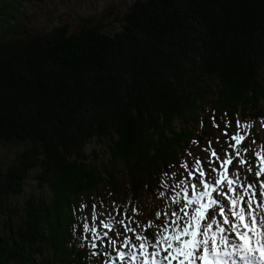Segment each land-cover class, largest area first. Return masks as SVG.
I'll return each mask as SVG.
<instances>
[{
  "label": "trees",
  "instance_id": "16d2710c",
  "mask_svg": "<svg viewBox=\"0 0 264 264\" xmlns=\"http://www.w3.org/2000/svg\"><path fill=\"white\" fill-rule=\"evenodd\" d=\"M24 1L0 0V148L23 146L0 161V264H86L75 202L104 181L117 191L86 143L107 137L108 164L138 194L196 136L207 95L219 116L259 118L264 0H135L115 32L63 25L6 39Z\"/></svg>",
  "mask_w": 264,
  "mask_h": 264
},
{
  "label": "rangeland",
  "instance_id": "374dc122",
  "mask_svg": "<svg viewBox=\"0 0 264 264\" xmlns=\"http://www.w3.org/2000/svg\"><path fill=\"white\" fill-rule=\"evenodd\" d=\"M134 2L135 0H42L41 2L27 0L18 5V14H15V21L19 20L18 28L16 27L9 33L6 39L33 36L63 25L69 34L77 32L81 26L103 27L107 32H115L120 27L123 15L129 11ZM260 79L264 83V67L260 73ZM204 81L208 86L215 89L216 79L213 75H207ZM207 96L208 98L202 103L198 101L199 104H196L198 113L194 117L197 118V123H194L196 136L181 152L179 151L176 162L168 167L167 172L161 176L157 187L150 192L132 193L123 165L120 162L112 166L108 164L106 151L109 140L107 137L92 138L86 143L83 153L87 156V161L96 165L106 179V172L113 168L116 171L117 189L115 191L110 184L104 181L94 190L79 196L75 202L74 216L77 221L75 230L78 234V245L86 251V264H131L128 257H125L123 261L119 259L118 254L120 252L127 253L131 248V246L129 248L123 247V241L125 237L132 239L133 243L135 241V245L137 242L139 244L140 241L135 240L132 232H125V225L132 227L136 233L142 236H151L152 239H155V234L161 230L162 226L174 219L171 216L172 212H176L183 219L187 218L180 211L182 207L190 215L194 214L195 207L189 208L181 200L183 197L182 186L174 187V185L178 177L184 179L188 185L198 183V180L186 179L188 174L181 165L184 163L191 165L196 158H200L205 173L207 171L212 173V176L206 173L205 177L208 180L214 178L216 172L213 169L219 168L222 161L215 162L213 165L209 164L212 161L214 162L212 152H216L220 160L227 158L230 145L234 144L231 136L238 131L237 121L248 123L247 118L238 120L233 117H226L224 113L219 116L212 109L210 103L212 96ZM259 116L260 118L251 124L252 127L244 133L245 139L239 146L243 156L236 157L234 160L237 166L240 165L239 160L248 159L247 152L251 153L249 154L250 161H246V164L249 165L251 162L252 165L258 162L257 158L259 157L256 153L262 155L264 153V110L260 112ZM175 124L179 125L177 122ZM226 124L229 127L226 128ZM214 125H218V127ZM225 132H227V135H225ZM22 147V145L12 144L0 148V161L6 164L10 163L17 153L22 151ZM231 149L234 150L233 147ZM244 149H247V151ZM233 165L235 164L233 163ZM243 168V166H239L238 170L243 171L246 177H250V182H254L252 176L247 174ZM231 172L234 176H237L236 169ZM246 180L248 181V179ZM32 190L34 191L35 188L33 183H30L25 188L26 195ZM161 192L164 193L163 196ZM177 192H181V196L179 202L174 203L173 198L176 197ZM217 196L221 198L219 193ZM212 198L216 201L220 200L215 194ZM94 205L97 213L95 220L92 219ZM215 208L220 209L221 203L216 204ZM189 209H192V211L190 212ZM85 218H87L90 227L96 226L99 238L93 237L91 233L84 231ZM113 219L116 222L112 223L111 231L105 229L101 224L102 220L108 222ZM119 221H123V224ZM117 234H119L117 243L112 245L109 241L110 239H117ZM93 244L96 247H93Z\"/></svg>",
  "mask_w": 264,
  "mask_h": 264
},
{
  "label": "snow or ice",
  "instance_id": "6c2138e0",
  "mask_svg": "<svg viewBox=\"0 0 264 264\" xmlns=\"http://www.w3.org/2000/svg\"><path fill=\"white\" fill-rule=\"evenodd\" d=\"M214 126L218 127V125ZM225 127L227 128L229 125L226 124ZM251 127L250 123L237 121L238 131L231 136L234 144L230 145L234 148L237 157L240 155L239 146L245 139L244 133ZM244 150L247 151V149ZM256 155L261 160L259 171L255 172V176L259 178L264 175V155L261 153H256ZM212 157L218 158L217 153L212 152ZM239 163L243 165L245 161L239 160ZM229 166L235 167L231 156L222 160L220 167L223 171L215 180V186L210 187L204 179L205 169L201 166L200 158H196L191 165L182 164L181 167L188 174L186 179L198 180V183L188 185L184 179L178 177L174 187L182 186L181 192L186 202L185 206L197 205L194 214L190 215L183 207L180 211L187 219L172 212L171 216L174 219L162 226L161 230L155 234V239H152L151 236H142L136 233L132 227L125 225V232H132L135 240L140 243L137 246L132 239L125 237L122 246L125 248L131 246V248L128 253L120 252L119 259L123 261L127 255L131 264H137V262L139 264H237V260L239 264H264V182L259 185V195L255 190L254 182H249L243 192L238 194L237 189L240 185L236 183V180L228 178ZM248 171L252 172V169L249 168ZM239 176L240 174L237 173V180H239ZM234 184L236 187H233ZM200 185L203 186V190L198 191ZM225 185L227 192L231 194L228 199L231 203L232 217L230 220L223 209H219V215L223 217V225L228 226L240 241L239 243L230 241L225 235V227H222L215 219L217 201L212 198V194ZM189 186L192 190L191 197L194 198L189 196ZM181 192H177L176 197L173 198L174 203L179 202ZM161 195L163 196L164 193L161 192ZM205 200H207L206 203ZM93 208L92 219L95 220L97 218L95 205ZM157 215L159 216V213ZM113 222L116 221L114 219L108 222L102 220L101 224L105 229L111 231ZM119 223L123 224V221H119ZM214 225L215 231H213ZM83 228L85 232L99 238L96 226L90 227L87 218H85ZM105 235L107 234L105 233ZM118 238L119 234H117V239H110L109 242L115 245ZM92 246L96 247L95 244ZM162 253H164L163 256Z\"/></svg>",
  "mask_w": 264,
  "mask_h": 264
},
{
  "label": "bare ground",
  "instance_id": "6f19581e",
  "mask_svg": "<svg viewBox=\"0 0 264 264\" xmlns=\"http://www.w3.org/2000/svg\"><path fill=\"white\" fill-rule=\"evenodd\" d=\"M231 166H229V168H230ZM229 170V169H228ZM246 179H248V181H251V178L250 177H246ZM210 186H211V184H209ZM221 190V188H218V190L217 191H220ZM255 190H256V188H255ZM242 192H243V189H242ZM213 195L214 194H212V197H213ZM231 196V195H230ZM229 195H227V198L228 197H230ZM233 198H235V197H233ZM229 201H230V199H229ZM213 231H214V229H213ZM134 243H135V241H134ZM162 256L164 255V253H162L161 254ZM239 264V263H238Z\"/></svg>",
  "mask_w": 264,
  "mask_h": 264
}]
</instances>
